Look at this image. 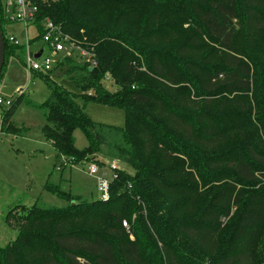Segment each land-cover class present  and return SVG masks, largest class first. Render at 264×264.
<instances>
[{
	"label": "trees",
	"instance_id": "trees-1",
	"mask_svg": "<svg viewBox=\"0 0 264 264\" xmlns=\"http://www.w3.org/2000/svg\"><path fill=\"white\" fill-rule=\"evenodd\" d=\"M27 1L36 39L50 20L77 47L56 66L79 93L45 75L48 97L19 92L0 131L22 132L11 116L26 101L59 157L132 171L106 200L46 181L66 205L23 207L0 264H264V0ZM8 21L0 1L5 56ZM78 95L121 108L123 126L92 121Z\"/></svg>",
	"mask_w": 264,
	"mask_h": 264
},
{
	"label": "rangeland",
	"instance_id": "rangeland-1",
	"mask_svg": "<svg viewBox=\"0 0 264 264\" xmlns=\"http://www.w3.org/2000/svg\"><path fill=\"white\" fill-rule=\"evenodd\" d=\"M3 8H7L8 15L12 14V7L7 0H0ZM4 35L16 36V47L8 50L0 76V99L13 102L21 92L24 99L35 104H41L49 95V89L44 76L66 89L79 93L73 81L68 78L66 66L56 64L71 53L66 45L61 52H53L40 39H36L33 26L25 27L17 21H8L2 25ZM27 36H26V33ZM26 37L31 41L30 51L43 50L44 56L51 59L50 72H35L29 74L25 65V56L22 50L25 47ZM78 50L71 53L74 58ZM42 58L38 60L40 63ZM109 85V82L106 83ZM21 90V91H20ZM76 101L83 106L88 117L97 123L109 126L122 127L124 112L121 108L96 103L92 100H83L76 96ZM3 109L0 112V122ZM11 121L21 133L13 134L0 131V245L4 246L13 240L18 231L17 216L23 212V207L36 204L42 208H59L66 205V201L43 189L46 181L60 183L61 188L70 191L73 195L82 198H99L95 190L93 177L87 175V164L77 163L73 167L56 170L60 157L55 153L53 146L44 138L42 127L46 120L41 111L28 102L23 101L13 109ZM75 146L83 148L87 140L80 130L74 131ZM100 161L104 160L99 158ZM131 172L124 163L119 164ZM62 178V180L60 179ZM12 209L13 216L7 221L6 215ZM132 236V235H131Z\"/></svg>",
	"mask_w": 264,
	"mask_h": 264
},
{
	"label": "built area",
	"instance_id": "built-area-1",
	"mask_svg": "<svg viewBox=\"0 0 264 264\" xmlns=\"http://www.w3.org/2000/svg\"><path fill=\"white\" fill-rule=\"evenodd\" d=\"M12 6V14L8 15L7 8H5L6 17L12 21H18L25 26L32 24L34 15L37 11V7L30 3L27 0H10L9 3ZM9 41L17 43L15 37L9 36ZM41 41L45 43L49 49L53 52H61L64 50V47L67 45L69 48L77 49L72 42H69V38L66 34H63L59 27L53 24L50 20H47L45 23V33L42 36ZM79 49V48H78ZM38 51H29L25 53V65L31 74L33 71H44L47 72L51 69V59L49 56L43 55V50L41 49V54L37 59L33 58V54L38 53ZM79 53L83 56L88 57V53L79 49ZM42 58V61L39 63L38 60ZM91 60V59H87ZM10 104L9 101H3L0 99V109L5 108ZM1 112V110H0ZM87 164L86 173L90 177H93L95 180V187L101 199H108L109 189H110V180L116 177V172L120 170V163L117 161H106L103 164L99 165L93 161L85 162ZM74 165L70 159L61 156L56 170H61L65 167H73ZM122 226L128 230V225L125 221L122 222ZM131 237V235H130Z\"/></svg>",
	"mask_w": 264,
	"mask_h": 264
},
{
	"label": "water",
	"instance_id": "water-1",
	"mask_svg": "<svg viewBox=\"0 0 264 264\" xmlns=\"http://www.w3.org/2000/svg\"><path fill=\"white\" fill-rule=\"evenodd\" d=\"M40 54H41V50H39L38 53L33 54V58L37 59L40 56ZM4 59H5L4 40H3L1 31H0V74L2 71L3 64H4ZM91 68L92 67H90V69Z\"/></svg>",
	"mask_w": 264,
	"mask_h": 264
},
{
	"label": "crops",
	"instance_id": "crops-1",
	"mask_svg": "<svg viewBox=\"0 0 264 264\" xmlns=\"http://www.w3.org/2000/svg\"><path fill=\"white\" fill-rule=\"evenodd\" d=\"M7 3L9 4L10 3V0H7ZM10 16V15H9ZM9 21H12V20H10V19H8ZM18 22V21H17ZM20 23V22H19ZM22 24V23H21ZM24 27H25V31H27V28L29 27V26H31V25H29V26H25L24 24H22ZM26 33V32H25ZM9 36H13V37H15V39H16V36L15 35H13V34H11V35H9ZM8 36V37H9ZM26 36H27V33H26ZM28 37V36H27ZM26 37V45H25V47H23L22 48V50H23V52H24V55H25V53H26V51L27 50H29L30 51V46H29V43H28V41H29V39ZM41 50V49H40ZM33 51H35V50H33ZM30 74V73H29ZM21 91V90H20ZM89 176V175H88ZM61 180H62V178H60ZM94 179V178H93ZM95 182V181H94ZM95 190H96V187H95ZM97 191V190H96Z\"/></svg>",
	"mask_w": 264,
	"mask_h": 264
}]
</instances>
